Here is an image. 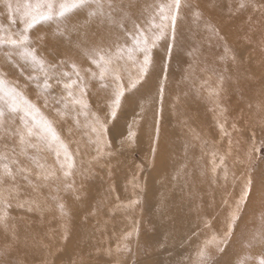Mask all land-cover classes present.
Wrapping results in <instances>:
<instances>
[{"label": "rangeland", "instance_id": "374dc122", "mask_svg": "<svg viewBox=\"0 0 264 264\" xmlns=\"http://www.w3.org/2000/svg\"><path fill=\"white\" fill-rule=\"evenodd\" d=\"M1 1L0 12L4 13L3 1ZM12 2L15 5L16 3H23V0H12ZM116 3L121 5L122 8L124 7L123 10L126 8V12L120 11L119 13H113L112 18L121 22V17H126L125 15H127L125 22L130 21V23L128 22V28H131L132 21L140 18L145 5L153 3V0H116ZM238 3L239 0H191V4L194 7L191 11L186 12L183 18L178 21L176 41L171 51H168L164 42H161L159 47L154 50L156 61L155 69L151 71V74L144 81H141L136 89L125 93L115 117L110 115L108 103L112 98L111 88H101L98 81L89 79V73L84 71L89 68L93 72L98 71L96 66L88 59V55L86 57H78L75 53L60 50L61 44L63 43L64 45L70 38L67 30H63L62 27H57L59 31L51 30L49 26L57 21H50L42 26H38L33 31L32 39L33 41H38L33 43V47L36 48L40 57L45 58L53 64H59L60 61H65L61 70L68 72H72L71 64L75 63L80 69L81 75L85 77L88 83V94L85 97V103L89 106L87 111L90 114L95 111L96 115L108 123L109 131L107 133V140L110 144L104 148V154L99 157L97 156V147L94 143L95 135L90 132L88 127H85L87 123L86 119L83 120L85 116L80 115L77 118L71 109L68 115L64 117H61L57 113L58 108L61 111L64 110L63 104L58 103L62 97H66V93L63 91V84H57L54 79L50 80L51 87L45 91L42 83L43 75L40 70H34L20 57L15 49L9 46H0V62L2 61L1 63L3 64L0 63V77L6 78V80L8 79L7 81L10 80L9 85L16 86L24 95L27 93L25 96L39 108L40 113L54 122V127L60 134L61 139L68 146L75 164L72 170L73 174L67 178L63 177L64 184L60 185L58 189L55 183L51 184L49 182L50 186H52L49 187V183L47 184L48 181L36 175V170L39 169L36 168L35 164L26 156L19 155L18 158L22 162V165L30 168L31 172L26 174L28 176L27 180L24 178V175L18 173L15 182L9 181V184L7 182L3 186L5 189L4 195L9 198L11 207L0 204V214L6 215L7 220H12L15 224L19 225L20 231L18 233L22 236L27 235L29 241L35 240L37 242L38 240L44 239L45 236L46 241L48 237L52 239V242L53 240L58 241L60 238L59 235L62 232V230H59L60 228H63L65 231L67 228L74 226L75 222L73 223L71 220V213L68 215V219L66 218L67 220L57 217L56 220L59 219L57 221V232L51 231L50 229L44 232L45 234L41 238H36L41 232L42 228L40 226L44 225L46 220L36 215L33 216V210H29L27 205L25 207L17 206L18 202H24L26 199L35 200L36 195L33 196L35 194L33 192H38L37 184L43 187L45 181L50 190H53L51 191L52 195L64 196L68 192L66 197L60 199H64V201L67 199L64 204L65 211L71 210L72 207L84 208L92 203V210H88V213L93 220L98 219L94 217L95 214H98L100 218L99 213H101L103 214L104 222L108 223H106V227L111 224L112 226H118L119 229V237L115 240V246L112 247L113 250L104 249V244L108 245L106 240L100 237H94L96 234L90 231L81 234L79 238L81 241L80 246L75 247V250L72 252L65 250L64 252H59L56 256L53 255L55 253L54 250L60 251V248H63L61 247L63 244H55L54 247L52 246L53 243L51 244L50 242L52 246L50 249L53 252L41 251L34 248L29 250L27 249L28 245L24 247H19L16 244L8 246L14 250L18 249L12 252L9 251V253L4 249H0V264H163L159 261L163 257L166 258L164 264H196L197 237L199 233L198 223L195 221L196 217L194 218L190 215L192 213L191 209H188L186 213V221L194 219V222L190 221L188 224L190 228L185 231L184 235L179 230L181 227L180 219L174 221L172 225L173 231L167 233L166 229L170 225V221L162 216L158 217L152 212L155 211V204L157 205L158 202L164 203L165 205L171 204V201L166 202L165 198L176 183L182 188V192L186 188H195L194 185L189 184V179L192 178V175L188 173V169L200 172V165L197 164L193 167L184 164V166H178L182 174H177L176 180H168L165 178L164 175L169 176L172 173L171 171L177 170L172 165L171 160L167 161L163 157V154H166V150L171 149L169 146V137L171 138V142H175L176 140L178 142L180 141L181 152H184L185 155L182 153L176 155L178 159H185L186 161L190 159L196 160L199 156L202 158V149L212 144L211 142L205 147H202V140L199 139L201 137L199 133L202 132L206 136L205 130L201 122L197 120L196 122L194 119V116L197 114V110H195L197 100H207L209 97V87H207L209 84V80L207 79L208 74L211 75L209 79L212 82H214L213 76L217 75L214 72H209L211 69L207 67L206 70L202 71L207 61H212V56H217L219 52L222 53L224 51L228 53L229 55L225 59L229 62V65H224V72L225 75H233L235 72L231 69L235 59H238L236 53L238 55L240 53L245 54L242 49L238 48L239 46L242 48L247 47L246 51L249 48L252 53L255 49L258 51L260 46L263 47L262 43L264 40L262 36L259 37L258 35V37L253 38L252 33L253 27L255 28L257 24L260 26L264 25L260 17L263 16L261 14L264 11H261L259 7L261 3H264V0H256L255 7L249 6L245 9H239ZM251 10L258 13V17L252 18L250 16ZM85 18H87L85 14H77L73 15L69 21L73 25H82V20L85 21ZM96 22L99 21H92V25H94L98 33L96 37H101L99 43L102 45L101 47H106L110 43V40L114 38L111 34L115 31V28L105 23L101 25ZM0 23H3L5 27L9 26L6 14L0 15ZM21 25L19 17H17V23L12 24L11 28L13 31L18 32L22 30L23 26ZM208 25H211V27ZM213 28L218 30V32H214L212 30ZM219 34H221V39L219 38ZM96 37L95 39H97ZM60 40H64V42ZM59 41L61 44H58ZM74 42H72L71 47L79 44L76 40ZM207 46H213L214 49H207ZM232 56L235 57L234 60H232ZM9 61V65H14L12 67L9 66L12 69L7 67ZM222 63L218 62L216 64L219 65ZM30 75L35 76L36 79H30ZM217 76L224 77L223 75ZM73 79H75L74 75ZM202 82L206 84L200 85ZM22 84L25 86L24 89ZM161 87L163 88L162 99ZM227 87H230L229 84ZM90 98H93L92 100L94 101ZM186 103L189 105L184 110V104ZM190 115L194 118L190 117ZM89 116L90 119L91 115ZM200 116L201 114H199ZM75 119H78L81 123L84 121L83 125L80 123L77 124ZM69 124L71 127H69ZM129 125L136 132V137L132 142L126 139ZM192 125L198 127V129L194 131L192 129L194 126ZM75 127H78L81 133L80 140L75 139L76 136L73 133ZM248 135L249 141H252V146L255 145L259 148L261 143L264 142V139H260L258 136V132L251 131ZM75 144L76 146H74ZM4 145H7V149L4 148ZM163 145L164 147H162ZM78 146L81 149H78ZM41 147L43 150L40 152L31 148L27 149L28 155L36 156L40 162H43L48 167L54 168L53 166L57 165V163H51L52 159L50 160L49 158V155L52 157L49 152L54 151L47 149L43 145ZM76 147L78 150H82L83 148L87 150H84L85 152L79 151L75 153ZM13 148H15L18 154L20 153L21 146H19L18 138L0 140V151H7L8 155L11 156L12 153L9 150ZM153 148H155V152H153ZM72 150L74 153H72ZM254 155L260 164H264V150L256 151ZM209 160L207 159V166H211V160ZM2 163L3 161H0V164ZM83 165L86 166L84 167ZM56 173V177L58 178L61 173ZM57 178L54 179L56 180ZM72 178L76 181L75 186L78 185L79 187H65L66 184L72 182ZM166 183H168L167 188H162ZM35 186L37 189H34ZM14 187L17 189V192L9 194V189ZM88 194L93 195L91 199H88ZM104 194L107 195V198L103 196ZM156 196H158V201H154ZM94 197H98V199H94ZM100 197L103 198L100 199ZM120 200L121 202H118ZM133 201H135L134 204L132 203ZM115 204H119L120 206L125 204L127 209L118 210L119 206L114 210ZM32 208L35 207L33 206ZM19 221H22V223ZM23 221L28 224H24ZM44 226H49V223ZM96 227L98 226L96 225ZM38 229L40 232L37 234L36 230ZM111 233H109V236ZM128 233H131V235H128ZM262 233H264V226L258 233L254 232L252 241L249 240L247 242L251 245L258 246V257L260 259L264 256V247H262L261 243ZM171 234L173 236L169 238L168 236ZM177 236L182 238L179 239ZM65 237L66 239H64ZM67 238L68 236L61 237L63 242H66ZM89 242L96 243V247L93 250L88 245ZM1 244L7 245L4 241ZM44 245L47 246L45 243ZM223 249L225 251L226 246ZM211 254L214 264H229L230 262L227 253L223 251L219 252L214 249L211 251ZM235 257H237V253L234 254ZM89 259L90 263L88 261ZM260 259L254 258L252 264H260Z\"/></svg>", "mask_w": 264, "mask_h": 264}, {"label": "bare ground", "instance_id": "6f19581e", "mask_svg": "<svg viewBox=\"0 0 264 264\" xmlns=\"http://www.w3.org/2000/svg\"><path fill=\"white\" fill-rule=\"evenodd\" d=\"M126 6H129V5H126ZM125 10H122L121 12L123 11L126 12ZM257 14L258 13L254 12L253 10L250 11V16L252 18L258 17ZM120 15H117V16H120ZM261 15H263V16H260L262 18L261 20H263L264 22V12ZM125 16L127 17V15ZM82 21L83 22H82V25H80L81 27H80L79 33L72 30L73 24L69 20H66L64 23L63 22H53L49 26V28L54 31H59L57 27H62V29L63 30L66 29L67 34L70 35V38L66 41L64 45L63 43L61 44V42H64V40H60L61 42L60 41L58 42V44H61V48H60L61 51L75 53L78 57H86L88 55L86 53H88L90 49L96 46H100V47L102 46L99 43V40L101 39V37H96L98 33L95 30L94 25H92V22L85 24L84 20ZM118 21H116L115 18H111V20L109 21L107 17L105 18V24L111 25L113 28H115V31L113 32V34H111V36L113 37L114 35H122V33H120L121 29L119 28L120 21L119 22ZM128 22L130 23V21ZM128 22H125L127 24V27H129ZM73 23H76V22H73ZM96 23L100 24L99 22H96ZM258 35L259 37L262 36V39L264 40V25L260 26L259 24H257L255 28L253 27L252 37L253 38L258 37ZM95 37L97 39H95ZM219 38L221 39V34H219ZM74 40H76V42H78L79 44L77 46L71 47L72 42L75 43ZM35 42H38V41H34V43ZM262 45L263 47L260 46L258 48V51H256L255 49L253 53L249 50V48H248V51H246L247 47H243V48L241 46L238 47L242 49L245 52V54L240 53L238 55V53H236L237 54L236 57H238V59L237 58L235 59V62L233 63V65L231 61V65L233 66L231 70H233L235 73L233 74L231 71L229 72H231L233 75H225L224 65H229V62L225 59V57H227L229 54L224 51H222V53L219 52L217 56H212L213 57L212 61H207V63L205 64L206 66L204 69H202V71L206 70V67H207L211 69L209 72H214L217 75H223L225 78L223 77V80L221 82L219 79L220 76H217L214 74L216 77L213 76L214 82H212L209 79L211 75L208 74L207 79L209 80V84L207 85V87H209L208 89L209 97L207 98V100L205 99L200 100V101L197 100L196 102L197 104L195 103V108H196L195 110H197V114L194 116L195 118L192 115H190V117H193L195 121L196 120L198 122L200 121L201 125L203 126V129L205 130L206 136H204L202 132L199 133V135L201 136L199 137V139L202 140V143H201L202 147H205L207 144L211 142L212 144L202 149V155H201L202 158H200L199 156L196 160H191V159L188 161H186L185 159L180 160L177 158V155H176V154L182 153L181 147H180V141L178 142V140H176L175 142H171L170 141L171 138L168 136L170 139L169 146L171 147V149L166 150V154H163L164 155L163 157H165L167 161L171 160L172 165H174L177 168V170L171 171L172 173L169 176L164 175L165 178L168 180L169 179L176 180L177 174H180V173L182 174L181 169L178 166H184V164H186L187 166H193V167H195L198 164L200 165V172H196L193 169H188V173L192 175V178L189 179L190 180L189 184L194 185L195 188H186V190L182 192V188L178 186V184L176 183L175 185H173L171 191L167 194L168 196L165 198V201L166 202L171 201V204L165 205L164 203L158 202L157 205L155 204V208H156L155 211L152 212L154 215H157L158 217L162 216L166 220L170 221V225L166 229L167 233H170L173 231L172 225L174 221L177 219H180L179 222L181 224V227L179 228V230L184 235L185 231L189 230L190 228V226H188L190 221L194 222V219H191L190 221H186V213L188 209H191L192 213L190 215L191 217H194V218L196 217L195 221L198 223V233L199 234L197 237V247H199L206 239L210 238L213 234H215L218 238L224 237V234L227 232V225H228L230 213L235 208L237 201L240 199V195H241V192H242V189L245 183L250 179L251 186H250L248 198L240 206V219L238 220L236 226L233 229V234L230 237H228L227 242L220 245V247L222 246L221 248L226 246V250L223 252L227 253L230 262L233 264H238V261L241 259H244L245 257L248 258L247 264H252L254 258L260 259L258 257V254H259V250L257 248L258 246L251 245L247 242L249 240L252 241L254 237V232L258 233L260 230H262L264 226V164H260L258 160L256 159L254 153L251 152V149L253 146H252V141L250 142L248 139V136H249L248 133L251 131H255L256 133L258 132V136L260 137V139L262 138L264 139V42L262 43ZM207 49H214V48L213 46H207ZM232 51L234 52V50ZM234 58L235 57L232 56V60H234ZM10 61L7 66L8 68L9 66H11L9 65ZM218 62L219 63L223 62V63L218 65L216 64ZM9 69H12V68H9ZM10 75H7V76H10ZM9 81H8V84L10 83ZM204 84L206 83H203V82L200 83V85H204ZM228 84L230 86L229 88L227 87ZM12 85H15V84H12ZM180 86L182 85L180 84ZM24 87L25 86L23 85V89ZM213 90H217L218 95H214ZM25 95H27V93ZM90 99L92 100L93 98H90ZM188 105L189 104L187 103L184 104V110L188 107ZM132 107H133V104H132ZM199 114H201L200 117H199ZM50 116H53V115H50ZM84 119L86 118L84 117L83 120ZM83 122L82 123L80 122V124L83 125ZM221 125H223V128H221ZM69 127H71L70 124H69ZM192 129L196 131L198 127L194 126ZM73 133L76 136L75 139H79V140L81 139V133L79 132L78 127H75L73 129ZM79 140H76V141H79ZM165 140L167 139L165 138ZM165 142H168V141H165ZM164 145L162 147H164ZM74 146H76V144ZM78 149H81V148L79 147ZM78 149L76 147L75 153L79 151L85 152L84 150H87L85 148H83L82 150H78ZM88 150L90 149L88 148ZM196 150L198 149L196 148ZM72 153H74L73 150H72ZM213 153H215L217 156V160H216L217 164L219 163L220 156L225 157V166L228 170L227 179H225L224 177V170H223L224 166L217 168L215 173L211 171ZM49 154H51L52 157ZM49 154L48 155H49L50 160L52 159L51 163H54V162L57 163V165L53 167L55 168L56 172L61 173V175L56 180L55 179L47 180L48 181L47 184L49 182L51 184L55 183L57 188L59 189V186L64 184L63 171L60 169V164L57 162L54 152H49ZM182 154L185 155L184 152ZM207 159L211 160V166L206 165ZM61 162H63L62 154H61ZM83 166L85 167L86 165H83ZM36 171L38 172L41 170L39 169ZM71 180L72 182L70 184H72V187L73 186L79 187L78 185L75 186L76 181L74 178H72ZM50 183H49V187H52L50 186ZM47 184L45 183V181H44L43 187L37 184L38 189L36 188V186L34 189H37L38 192L36 191L33 192L35 193L33 196L36 195L35 201L40 205L39 208L33 205L35 207V208H32L33 213H34L33 216L36 215L39 218H44L46 220V223L44 225L49 223V226H44V225L40 226L42 228L41 232L39 229L36 230L37 234L40 232L36 238H39V237L41 238L42 236H44L45 234L44 232L50 229L51 231L53 230L57 232L58 231L57 221L59 220V219L56 220L57 217H60L61 219L63 218V220H67L68 215L71 213V216H72L71 220L73 223L75 222L74 226L69 227L65 230L67 234L65 233L63 228H60L59 230H62V232H61V235H59L60 238L58 239V241L53 240L52 242V239L50 237H48V240L46 241L45 240L46 236H45L44 239H41L38 241L36 240L37 242H35V240L29 241L27 235L22 236L20 233H18V231H20L19 225L15 224L12 220H7V227L0 225V249L2 250L4 249L8 253L9 251L10 252L16 251L18 248L14 250L13 248L8 247V246H13L14 244H16L19 247H24L28 245L27 249L29 250L31 248H34V249L41 250V251L53 252V250H51L50 247L52 246L55 247V244L57 245L63 244V246H61L63 248L62 249L60 248V251L54 250L55 253L53 255L56 256L58 255L59 252H64L65 250L70 251V252L75 250L74 249L75 247L80 246L81 241L79 240V238L81 234L83 232L93 231L91 233L96 234L94 237H100L106 240V243L108 245L104 244V249L113 250L112 247L115 246L114 245V243L116 242L115 240L118 239L119 237L118 226L116 227V226H112L111 224H109V226L106 227L105 225L107 222H104V219L102 216L103 214L99 212L98 213L100 214V218L98 214H95L94 217L98 218L101 221H99L98 219L93 220V218L89 216V213H88V210H92L91 209L92 203H90L88 206L84 208L72 207L71 210L65 211L64 209L63 212H61L59 206L61 204L64 205L67 199L66 201H64V199L63 200H60V199L63 197H66L68 195V192H66L64 196L57 195V194L52 195L51 191L53 190H50ZM167 184L168 183L163 185L162 188H167ZM68 191L70 192L69 189ZM92 196L93 195L88 194V199H91ZM103 196L107 198V195L104 194ZM68 198L70 199V197ZM101 198L103 197H100V199ZM94 199H98V197H94ZM154 201H158V196L155 197ZM118 202H121V200ZM114 206H113L114 210H116L120 205L115 204ZM124 209H127L125 204L124 205L122 204V206L118 208V210H124ZM19 222L22 223V221H19ZM92 222H94L98 227H96V225ZM23 223L26 225L28 224L25 221H23ZM110 232L112 233L109 236ZM62 236H68L66 242H63V240L61 239ZM171 236H173V234L169 235L168 237L171 238ZM177 237L179 239L182 238L180 236H177ZM64 239H66V237ZM3 241L7 245H2L1 243H3ZM50 242L51 244L53 243L52 246L50 245ZM44 243L47 246H45ZM88 245L92 248V250L96 247V243H93V242H89ZM214 249H216V247L212 246L210 251ZM235 253H237V257L234 258ZM88 261L90 263V259ZM159 261L164 264L166 261V258L163 257Z\"/></svg>", "mask_w": 264, "mask_h": 264}, {"label": "snow or ice", "instance_id": "6c2138e0", "mask_svg": "<svg viewBox=\"0 0 264 264\" xmlns=\"http://www.w3.org/2000/svg\"><path fill=\"white\" fill-rule=\"evenodd\" d=\"M249 6L255 7L256 0H239L238 8L245 9ZM4 15L6 13L8 27L0 23V46H9L15 49L20 57L25 60L34 70L39 69L43 75V89L47 91L51 84L50 80H55L57 84H63V91L66 97H62L58 103L63 104L64 110L57 109L58 115L64 117L68 115L71 109L75 116H85L87 123L85 127L95 135L94 143L97 147V156L104 154V148L110 144L107 140L108 123L96 113H89L88 104L85 103L87 96L88 83L84 76L81 75L80 69L75 63L71 64L72 72L63 71L62 66L65 61L59 64H53L45 58L40 57L36 48L33 47L32 33L43 24L50 21L64 22L69 20L73 15L86 14L85 24L93 20L99 21L101 25L105 23V18L111 20L113 13H119L123 10L116 0H23V3L13 4L12 0H3ZM194 5L191 0H153V3L146 4L141 17L132 21V27L128 28L125 20L127 17H121L119 28L122 35H114L106 47L96 46L90 49L88 59L96 66V72L90 68L84 71L89 73V79H95L101 88H111V100L109 102L110 115L116 116L117 109L121 106V100L126 92L136 89L155 69L154 50L164 42L170 52L175 44L178 21L183 18L186 12L191 11ZM261 11H264V3L259 5ZM107 9V11H106ZM197 15H199L197 13ZM17 17L22 24L21 31H13L12 24L17 23ZM211 27V25H208ZM80 25H72V30L79 33ZM218 32L216 29H212ZM73 75L75 79H73ZM30 79H36L30 75ZM222 82L223 77L219 78ZM214 95H218L217 90H213ZM163 88L161 87V99ZM47 103V100H46ZM89 115L91 118L89 119ZM39 116V118H38ZM79 124V120H76ZM223 128V125H221ZM136 132L129 125L126 139L134 141ZM6 138H18L20 153L15 148L10 149L12 155L9 156L7 151H0V204L11 207L9 198L4 195V185L11 181L15 182L17 174L24 175L27 180V173L31 169L23 166L18 158L24 155L30 159L40 169L37 176L43 177L45 181L56 177V170L41 163L36 156H29L27 149H35L37 152L43 150L41 145L55 152L57 162L63 171L65 178L73 174L75 167L72 154L68 146L61 139L60 134L54 127V122L40 113L39 108L32 103L16 86H10L8 81L0 77V140ZM35 141V142H33ZM7 149V145H4ZM264 150V142L257 148L253 145L251 152ZM155 152V148H153ZM61 154L63 162H61ZM217 156L212 154L213 173L217 168L224 166V177L227 179L228 170L225 166V157H219V163H216ZM251 186L249 179L241 192L240 199L237 201L235 208L229 216L227 232L223 238H218L213 234L206 239L196 251V264H214L210 249L216 247L219 252L224 251L220 247L226 243L228 237L233 234V229L240 219V206L248 198ZM65 187L72 188V184H66ZM17 192L14 187L9 189V194ZM133 204L135 201L132 202ZM28 206L32 210L33 205L39 208L35 200H26L18 202V207ZM61 212L64 205L60 206ZM0 225L7 227V216L0 214ZM131 235V233H128ZM254 238V237H253ZM261 243L264 247V233L261 234ZM247 257L238 261V264H247ZM231 264V262H229ZM260 264H264V256L260 259Z\"/></svg>", "mask_w": 264, "mask_h": 264}]
</instances>
